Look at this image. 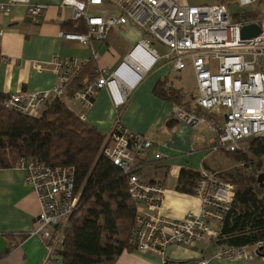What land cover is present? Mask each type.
I'll list each match as a JSON object with an SVG mask.
<instances>
[{"label": "built area", "instance_id": "built-area-1", "mask_svg": "<svg viewBox=\"0 0 264 264\" xmlns=\"http://www.w3.org/2000/svg\"><path fill=\"white\" fill-rule=\"evenodd\" d=\"M260 1L234 0L241 7ZM15 2L18 1L0 0V10L8 12ZM114 6L115 15L102 17L92 15L90 11L104 9L103 0H63L61 8L72 10V20H84L86 32L61 33L60 37L85 46L93 39L104 41L112 27L131 21L168 50L164 56H159L149 40L138 43L133 51L144 45L153 53L150 68L158 59L171 56L175 72L183 70L186 61L190 62L198 96L192 109L173 105V120L193 129L206 125L212 133L209 153L222 149L238 152L244 140L264 138V16L231 21L222 2L181 5L175 0H115ZM44 11V6H33L29 8V15L35 21ZM247 25H257L259 35L241 39V29ZM92 60L96 78L77 91L74 100L88 110L97 92L107 89L118 111L141 76L128 87L118 81L120 77L123 80L129 78L127 64L108 75L105 69L95 65V54ZM86 62L53 57L49 66L56 77L54 86L42 92L8 94L4 107L24 116H38L49 102L61 101L67 84ZM32 69L42 71L35 63ZM117 88L122 92L120 98L116 96ZM163 90L166 96L171 95L169 81L163 84ZM179 93L183 94L182 91ZM77 117L86 121L84 113ZM108 141L102 153L128 177L127 192L137 204L136 226L130 239L135 250L163 256L169 246L195 247L202 240L220 234L212 225L221 228L234 199L233 184L223 181L215 173L201 170L193 193L199 202L197 211L186 213L179 220H169L162 213L165 188L160 183L144 181L138 175V162L153 147L151 137L130 132L116 123ZM157 158L162 159L163 155L158 154ZM14 167L25 172L26 183L40 208L30 236L37 237L43 245L42 264H60L57 253L62 249L64 230L79 200L74 190L75 170L24 157L19 158ZM263 251L264 240L252 248L221 250L215 258L250 261L261 258ZM162 264L176 263L163 259ZM197 264H209V260L201 258Z\"/></svg>", "mask_w": 264, "mask_h": 264}, {"label": "crops", "instance_id": "crops-1", "mask_svg": "<svg viewBox=\"0 0 264 264\" xmlns=\"http://www.w3.org/2000/svg\"><path fill=\"white\" fill-rule=\"evenodd\" d=\"M62 2L18 1L10 5L8 12L0 10V96L50 90L56 81L49 66L53 57L89 61L95 54V65L110 75L122 64H127L138 43L147 40V34L131 21L112 27L104 41L93 39L84 46L64 40L60 37L61 33L83 34L86 32V24L80 19L72 24V28L79 27L78 31L65 29L70 26L63 24L73 21L72 10L61 8ZM103 2L104 9H94L90 13L102 17L117 13L115 0ZM262 2L264 4V0ZM33 6L45 7V11L35 21L29 15V8ZM262 7L264 11V5ZM161 59L141 75L118 111L107 89L97 92L88 110L82 108L73 96L65 94L61 101L73 115L84 113L85 122L104 136H108L115 124L120 123L130 132L151 137L153 147L138 162V175L144 181L160 183L165 188L162 213L169 220H179L186 213L196 212L199 207L193 194L175 190L180 171L200 172L204 163L211 171L218 172L232 166L222 153L208 152L212 133L206 125L193 129L173 120L171 101L162 99L157 93L160 80L167 78L172 87L182 91L181 99L186 109L194 107L198 91L196 87L194 97L190 98L183 92L182 85L175 82L187 66L191 67L189 61H186L183 70L175 72L172 69V56L158 65ZM33 63L41 66L42 71L32 69ZM88 80L85 78L84 81ZM158 154H162L163 158L158 159ZM39 212L35 195L26 183L25 172L16 169L14 165L0 169V237L6 236L12 241H18L17 246L7 255L0 256V264H42L43 245L37 237L30 236ZM212 228L220 232L216 225H212ZM216 238L208 237L195 247L169 246L163 256L138 250L123 251L110 264H162L163 259L176 264H197L201 258L209 260V264H264L261 258L250 261L215 258L222 250L215 243Z\"/></svg>", "mask_w": 264, "mask_h": 264}, {"label": "trees", "instance_id": "trees-1", "mask_svg": "<svg viewBox=\"0 0 264 264\" xmlns=\"http://www.w3.org/2000/svg\"><path fill=\"white\" fill-rule=\"evenodd\" d=\"M259 5L263 6V2ZM79 20L63 25L70 26L65 27L67 30L78 31L79 27L72 28V24ZM85 78H96L92 59L70 80L65 94L73 96L81 90L88 82ZM167 81L165 78L158 83V95L186 109L181 90L170 84L171 95L166 96L163 84ZM6 97L0 96V169L13 167L24 157L75 170L74 190L79 200L64 230L62 249L57 253L60 264H110L123 251L135 250L130 239L136 226L137 204L127 192L128 177L102 153L108 136L80 121L60 100L49 102L38 116L30 117L5 108ZM215 153L225 155L232 167L218 172L204 163L202 170L234 185V199L215 243L222 250L252 248L264 240V185L259 180L264 174V138L244 140L238 152L222 149ZM200 177V172L182 169L175 190L192 195ZM2 238L6 249L0 256L7 255L18 244L6 236ZM260 257L264 261V251Z\"/></svg>", "mask_w": 264, "mask_h": 264}, {"label": "rangeland", "instance_id": "rangeland-1", "mask_svg": "<svg viewBox=\"0 0 264 264\" xmlns=\"http://www.w3.org/2000/svg\"><path fill=\"white\" fill-rule=\"evenodd\" d=\"M178 4L181 5H212L217 2H222L226 5L228 16L231 21H238L240 19L248 17H257L264 16V11H260L262 6L253 4L250 6L241 7L234 2V0H175ZM262 2V0H261ZM264 5V4H263ZM147 40L150 42L151 48H154L158 55H164L168 50L158 43L155 39L150 36H147ZM166 62V60H159L158 65ZM175 82L178 85H182L183 92L190 98H193L196 92V82L190 66H187L185 70L182 71L180 78H176ZM225 156V155H224Z\"/></svg>", "mask_w": 264, "mask_h": 264}, {"label": "bare ground", "instance_id": "bare-ground-1", "mask_svg": "<svg viewBox=\"0 0 264 264\" xmlns=\"http://www.w3.org/2000/svg\"><path fill=\"white\" fill-rule=\"evenodd\" d=\"M24 1V0H17ZM154 61L153 53L148 50L144 45H140L133 53L130 55L127 61V69L129 72V78L122 79L119 78V83H123L125 86L130 87L134 81H136L141 75L150 68ZM122 92L117 88L116 96L117 98L122 97Z\"/></svg>", "mask_w": 264, "mask_h": 264}, {"label": "water", "instance_id": "water-1", "mask_svg": "<svg viewBox=\"0 0 264 264\" xmlns=\"http://www.w3.org/2000/svg\"><path fill=\"white\" fill-rule=\"evenodd\" d=\"M259 33H260V28L257 25H247L241 29L240 36L241 39H250L258 36ZM259 180L264 185V174L259 176ZM5 249H6V242L2 237H0V253L4 252Z\"/></svg>", "mask_w": 264, "mask_h": 264}]
</instances>
